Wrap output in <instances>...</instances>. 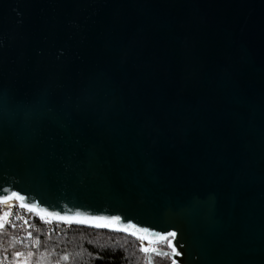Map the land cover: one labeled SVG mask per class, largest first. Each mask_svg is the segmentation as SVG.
<instances>
[{
	"label": "water",
	"instance_id": "95a60500",
	"mask_svg": "<svg viewBox=\"0 0 264 264\" xmlns=\"http://www.w3.org/2000/svg\"><path fill=\"white\" fill-rule=\"evenodd\" d=\"M13 193L40 218L175 232L43 217L167 244L150 264H264V0H0Z\"/></svg>",
	"mask_w": 264,
	"mask_h": 264
},
{
	"label": "trees",
	"instance_id": "16d2710c",
	"mask_svg": "<svg viewBox=\"0 0 264 264\" xmlns=\"http://www.w3.org/2000/svg\"><path fill=\"white\" fill-rule=\"evenodd\" d=\"M142 247L151 246L124 234L44 222L37 216L30 227L15 223L0 229V264H13L14 251L46 255L50 264H150V252ZM152 259L174 264L167 256Z\"/></svg>",
	"mask_w": 264,
	"mask_h": 264
},
{
	"label": "snow or ice",
	"instance_id": "6c2138e0",
	"mask_svg": "<svg viewBox=\"0 0 264 264\" xmlns=\"http://www.w3.org/2000/svg\"><path fill=\"white\" fill-rule=\"evenodd\" d=\"M11 198H16L21 201V207L22 208H27L29 211H39V209L30 204L23 203L25 198L23 196H19L16 193L12 194V197H4L0 202L6 201ZM41 218L44 216H52L58 220L65 221L69 224L75 222V223H80V224H92L97 228H111L116 231H124V232H130L131 235L137 236L138 239L141 240H148L149 243H156L158 241H164L167 240L169 236L175 237L176 233L175 232H170L168 233L167 236L160 235V234H150L148 229H139L137 228L136 225L134 224H129L125 227H118V222L120 221V217H104V216H93V217H82L80 214H76L75 217L71 216H61L59 213H50L47 210H43L42 212H39ZM11 215V213H5L4 217L2 220H6L7 217ZM4 227V223L0 222V229ZM134 230V231H133ZM169 247L172 248V251L174 254L179 255L180 253L177 252L175 246L169 242ZM141 251L145 253L149 252H158V249L156 248H147V247H142ZM17 255H21L20 253H17Z\"/></svg>",
	"mask_w": 264,
	"mask_h": 264
},
{
	"label": "rangeland",
	"instance_id": "374dc122",
	"mask_svg": "<svg viewBox=\"0 0 264 264\" xmlns=\"http://www.w3.org/2000/svg\"><path fill=\"white\" fill-rule=\"evenodd\" d=\"M12 208H14V203H8L3 206H0L1 215H0V222L4 223V226L8 220V216L6 220H2L5 213H11ZM151 247L147 248H156L159 250H166L167 244H161V245H150ZM161 247V248H160ZM17 253H20L21 255H17ZM39 259V260H37ZM13 264H50L49 259L46 255L39 256V258H35L32 252H23V251H14L13 252Z\"/></svg>",
	"mask_w": 264,
	"mask_h": 264
},
{
	"label": "built area",
	"instance_id": "2783aa9c",
	"mask_svg": "<svg viewBox=\"0 0 264 264\" xmlns=\"http://www.w3.org/2000/svg\"><path fill=\"white\" fill-rule=\"evenodd\" d=\"M6 204H8V203H6ZM3 205H5V204H0V206H3ZM0 215H1V210H0ZM33 216H36V215H33V214L29 213L28 211H25L18 204H14V208H12L11 215L8 217L6 224L18 223L19 225L30 227L31 223L33 221ZM40 219L43 220L44 222L57 223V222H52V221H49V220H46L43 218H40ZM59 224H61V223H59ZM64 225H66V224H64ZM68 226H70V225H68ZM51 229H53V228L51 227Z\"/></svg>",
	"mask_w": 264,
	"mask_h": 264
},
{
	"label": "bare ground",
	"instance_id": "6f19581e",
	"mask_svg": "<svg viewBox=\"0 0 264 264\" xmlns=\"http://www.w3.org/2000/svg\"><path fill=\"white\" fill-rule=\"evenodd\" d=\"M10 203H14V204H16L15 202H10Z\"/></svg>",
	"mask_w": 264,
	"mask_h": 264
}]
</instances>
